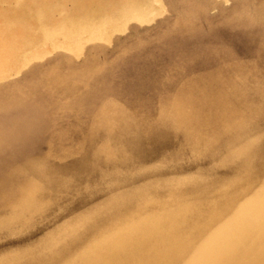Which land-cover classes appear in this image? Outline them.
<instances>
[{
    "label": "rangeland",
    "instance_id": "obj_1",
    "mask_svg": "<svg viewBox=\"0 0 264 264\" xmlns=\"http://www.w3.org/2000/svg\"><path fill=\"white\" fill-rule=\"evenodd\" d=\"M21 1L32 0L0 5ZM102 5L90 14L108 35L96 40L81 29L80 54L56 49L61 36H38L19 65L9 66L15 53L8 48L0 55V219L32 183L42 187L43 203L26 224L0 229V260L36 250L122 194L155 187L165 200L164 184L185 180V190L213 195L240 176L227 134L210 148L211 131L199 145L174 124L180 96L215 129L222 130L220 100L251 111V135L262 142L256 176L264 179V0H140L141 20L127 22L107 19ZM104 225L101 218L81 228L69 248Z\"/></svg>",
    "mask_w": 264,
    "mask_h": 264
},
{
    "label": "bare ground",
    "instance_id": "obj_2",
    "mask_svg": "<svg viewBox=\"0 0 264 264\" xmlns=\"http://www.w3.org/2000/svg\"><path fill=\"white\" fill-rule=\"evenodd\" d=\"M12 1L0 3L11 5ZM99 1H21L8 10L0 5V55L8 48L15 53L9 66L19 65L20 56L24 50L33 49L38 36L52 40L61 36L64 43L56 49L80 54L84 47L76 35L81 29H90L96 40L108 35L94 23L98 14H90ZM101 1V12L107 19L123 16L127 22L129 17H141L136 13L140 0ZM56 12L59 18H55ZM188 102L180 96L174 103V124L184 128L199 145L208 139L206 131H211L213 136L206 142L210 148L222 133L227 134L232 142L227 144L230 159L241 162L240 176L213 195L197 186L185 190V180L164 184L169 193L165 200L158 197L155 187L122 194L108 203L104 212H93L61 227L41 247L4 257L0 264H264V179L256 176L262 142L251 135V111L220 100L215 118L220 120L221 130L213 128L212 122H203L194 104L191 110L187 108ZM41 188L32 183L17 193L14 201L9 200L13 213L0 219V229L26 224L43 204ZM101 218L105 225L72 251L70 244L79 239L80 229L95 227Z\"/></svg>",
    "mask_w": 264,
    "mask_h": 264
}]
</instances>
